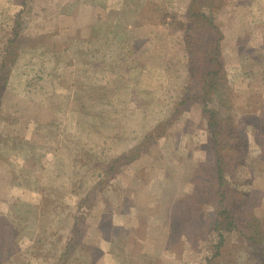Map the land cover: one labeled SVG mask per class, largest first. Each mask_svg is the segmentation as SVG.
I'll use <instances>...</instances> for the list:
<instances>
[{"label":"rangeland","instance_id":"1","mask_svg":"<svg viewBox=\"0 0 264 264\" xmlns=\"http://www.w3.org/2000/svg\"><path fill=\"white\" fill-rule=\"evenodd\" d=\"M193 4L0 0V44L16 28L20 32L19 54L0 91V264H75L82 244L83 252L92 248V264H205L206 238L170 235L172 225L184 234L194 223L181 227L178 217L171 225L173 206L185 212L198 183L215 187L216 154L201 103L173 113L190 81L183 31ZM199 10L224 35L222 87L232 90L220 104L222 135L234 136L240 146L229 155L243 159L246 169L233 183L253 190L249 208L261 218L263 232L264 0H199L193 11ZM8 117L20 118V138H7ZM165 123L166 134L159 137ZM152 135L156 139L148 140ZM81 145L90 150L87 157L105 160L131 148L137 153L91 209L78 211L86 216L79 225L82 239L60 261L75 207L95 181L85 166L74 168L67 160ZM50 167L55 170L46 173ZM253 176L254 186H246ZM217 201L214 192L205 195L199 216L213 219ZM162 202L168 218L157 215ZM231 239L234 249L225 250L217 264H260L237 232Z\"/></svg>","mask_w":264,"mask_h":264},{"label":"trees","instance_id":"2","mask_svg":"<svg viewBox=\"0 0 264 264\" xmlns=\"http://www.w3.org/2000/svg\"><path fill=\"white\" fill-rule=\"evenodd\" d=\"M199 0H194V4L190 7L188 12L189 25L183 31V35L186 37V47L190 49V60L188 61L189 66V83L182 92H185L182 97L177 101L179 102L174 107V115H178L182 105H191L193 102L201 103L203 115L206 117L207 126L210 132L211 141L215 148V170L213 180L215 187L212 185H204L201 183L196 184L193 195L190 198L195 197L191 204L187 205V210L184 212L179 209L177 204L173 206L175 209L171 215V225L175 224L176 220H184L180 223L181 227H184L187 222H194L191 229L185 230L184 234L174 232V226L170 228V235H186V237H196L197 239L202 238L208 241L207 256L205 254V264H217L218 260L225 250L232 251L234 249V243L231 242V236L234 232L239 234V237L243 239L246 244V249H250V257L258 260L260 264H264V230L261 229V218L249 208L250 199L253 197L254 192L252 189H243L233 183L235 177L243 170L244 162L243 159L239 161L232 160L230 158V152L233 150H239V145L235 140L234 136L228 137L222 135L224 129L225 120L219 115L221 111V102L226 93H231L232 88L222 87V76L221 72L224 71L221 41L224 38L222 29L218 26L215 19H211L204 12L193 11V7L198 3ZM207 1V0H206ZM227 1V0H223ZM24 8H28V3ZM49 10V8H48ZM49 11H47L48 14ZM48 17L46 16V21ZM54 20V18H53ZM52 20V21H53ZM54 22V21H53ZM17 27V26H16ZM20 27V26H19ZM35 26H33V29ZM31 29V30H33ZM42 36H44L45 27L41 26L38 28ZM20 32L16 28L10 38L5 44H0V91L4 86V81L7 79L10 73V64L14 56L19 54V50L15 44V40L18 39ZM22 35V33H21ZM27 36V35H24ZM22 39V37L20 38ZM53 47V46H48ZM200 58L198 65L196 64L195 58ZM15 59V58H14ZM195 64L197 67L195 68ZM199 67V70H198ZM53 74L59 69V64L53 66ZM197 69V70H196ZM46 68H42L40 72L44 73ZM199 71V72H198ZM200 71H203L200 72ZM41 77V76H40ZM43 78V77H42ZM31 85V84H30ZM204 91V96L203 95ZM215 93V94H214ZM213 95V97H212ZM176 102V103H177ZM20 122L18 117H8L6 120V136L7 138H20L21 134L17 132L16 124ZM39 124V123H38ZM257 134V131L254 130ZM166 134V123L158 130L159 137ZM238 136L236 135V138ZM148 140H155L156 136H150ZM238 140V139H237ZM240 140V139H239ZM90 150L87 147L78 146L76 148V154L68 156L67 160L72 162V166L84 167V172L90 174L89 176L95 181L91 184L90 188H87L80 201L75 207L73 212V221L70 225V238L67 239L63 247V252L60 255V261L65 259L66 256L71 255L74 245L82 239L79 225L81 222L86 220L84 214H79L83 208H92L93 203L96 201L98 194L104 190L105 186L108 185L117 171L121 169L123 163L127 164L132 162L136 156V149L131 148L122 155L115 156L114 158L105 160L99 156L95 157L91 155L87 157ZM28 156V154H25ZM263 155V154H261ZM62 158V157H59ZM264 157L259 156V159L263 163ZM63 163H66L62 158ZM65 165V164H63ZM207 167V166H206ZM204 166V168H206ZM55 167H50L46 172L48 173ZM246 169V168H245ZM253 173L252 170H248V174ZM46 177V175H45ZM73 177L72 179H76ZM78 179V178H77ZM255 178H248L245 185L253 187L256 183ZM75 193V190H72ZM214 192L218 199L217 212L213 219H206L203 215L199 216V213L203 211L202 202L204 201L205 195ZM176 202H180L179 199ZM164 200V196L162 197ZM175 203V202H174ZM160 208L157 215L160 217H169V207L164 202L159 204ZM175 207V208H174ZM165 208V210H164ZM14 215V213H13ZM196 219L200 222L197 223ZM183 222L185 225L183 226ZM177 231V230H176ZM205 235H207L205 237ZM175 237V236H172ZM37 239V245L41 243V240ZM74 244V245H73ZM82 247L81 253L74 258L75 264L78 260L83 261V264H92L94 261L92 248L88 247L89 251L83 252L87 247V244ZM204 248H201V251ZM88 252V253H87ZM206 253V252H205ZM216 262V263H215ZM58 264V263H56ZM61 264V263H60Z\"/></svg>","mask_w":264,"mask_h":264}]
</instances>
